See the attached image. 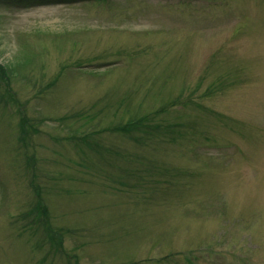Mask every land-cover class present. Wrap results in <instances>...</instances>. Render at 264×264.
<instances>
[{"label": "rangeland", "instance_id": "rangeland-1", "mask_svg": "<svg viewBox=\"0 0 264 264\" xmlns=\"http://www.w3.org/2000/svg\"><path fill=\"white\" fill-rule=\"evenodd\" d=\"M0 264H264V0H0Z\"/></svg>", "mask_w": 264, "mask_h": 264}, {"label": "trees", "instance_id": "trees-1", "mask_svg": "<svg viewBox=\"0 0 264 264\" xmlns=\"http://www.w3.org/2000/svg\"><path fill=\"white\" fill-rule=\"evenodd\" d=\"M153 114H148L145 116H140L137 119H135L134 121L125 123L123 125H121L123 127V129L125 130L126 128L128 130L125 131H129L131 128L133 131H144L143 134H152L153 132H160V130L166 131L168 129H162V127H164L162 124H153ZM168 128H172L174 125H165ZM161 128V129H160ZM39 209V208H38ZM42 210V209H41ZM46 210H42V212L45 213Z\"/></svg>", "mask_w": 264, "mask_h": 264}]
</instances>
